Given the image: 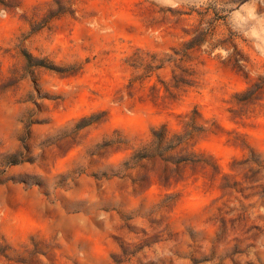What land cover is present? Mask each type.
Returning <instances> with one entry per match:
<instances>
[{
  "label": "rangeland",
  "instance_id": "rangeland-1",
  "mask_svg": "<svg viewBox=\"0 0 264 264\" xmlns=\"http://www.w3.org/2000/svg\"><path fill=\"white\" fill-rule=\"evenodd\" d=\"M0 264H264V0H0Z\"/></svg>",
  "mask_w": 264,
  "mask_h": 264
}]
</instances>
